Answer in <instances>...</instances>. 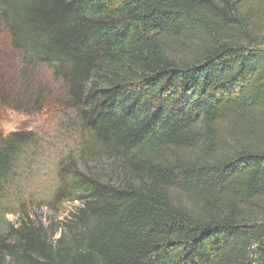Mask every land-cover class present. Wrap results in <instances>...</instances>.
<instances>
[{
  "label": "trees",
  "instance_id": "1",
  "mask_svg": "<svg viewBox=\"0 0 264 264\" xmlns=\"http://www.w3.org/2000/svg\"><path fill=\"white\" fill-rule=\"evenodd\" d=\"M263 5L0 0L9 48L60 80L82 132L56 169L65 230L16 219L0 264H264ZM35 140L0 131L1 215Z\"/></svg>",
  "mask_w": 264,
  "mask_h": 264
},
{
  "label": "rangeland",
  "instance_id": "2",
  "mask_svg": "<svg viewBox=\"0 0 264 264\" xmlns=\"http://www.w3.org/2000/svg\"><path fill=\"white\" fill-rule=\"evenodd\" d=\"M257 21L260 27L255 31L261 36L264 14ZM0 76L6 85L4 95L7 97V103L0 105V131L8 134L25 130L36 135L35 144L24 146L13 169L8 195L6 192L3 196H6L3 208L6 207L9 214H0V240H7L6 227L16 225V219L40 229L48 238H57L65 230L67 211L78 201L72 198L55 201L56 169L61 160L69 157L76 160L82 136L80 125L75 111L65 106L61 98L60 80L44 65H25L22 56L9 48L2 26ZM89 164L92 166L94 162L91 160ZM107 164L106 160L103 166ZM78 167L84 166L78 163Z\"/></svg>",
  "mask_w": 264,
  "mask_h": 264
}]
</instances>
